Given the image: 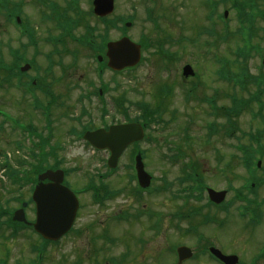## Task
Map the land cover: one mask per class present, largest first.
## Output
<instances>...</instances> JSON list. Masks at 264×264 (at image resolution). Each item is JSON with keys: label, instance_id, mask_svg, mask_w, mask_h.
I'll return each mask as SVG.
<instances>
[{"label": "rangeland", "instance_id": "obj_1", "mask_svg": "<svg viewBox=\"0 0 264 264\" xmlns=\"http://www.w3.org/2000/svg\"><path fill=\"white\" fill-rule=\"evenodd\" d=\"M10 1L13 3H20V7L23 5L21 12L22 16L25 18L26 26L28 30L34 29L33 35L39 36L40 38L37 40L40 42L37 44V50H34L35 48L33 47H28L27 51H23L20 46L28 41V37H19L17 32L15 33L11 29L8 18L4 15V11H0V74L6 71L12 73L15 64L14 51H19L20 55L27 59L34 57L37 63L35 66L44 72L45 70L42 68L47 66V64L44 63L45 53L51 51L52 48L42 40L49 36L56 37L59 31L54 28L55 26L52 22L44 21L43 24L38 23L39 13L36 10L38 8L32 5V0H26V2L25 0ZM54 1L59 4L62 2L67 3L68 8L72 10L70 14L74 21V26L75 20L79 15L75 11V5L79 3L84 18H86V12L90 9L88 0H75L74 5L71 0ZM211 1L212 0H210V3ZM213 1L217 2L213 17L211 19H206V12L207 14H212L211 9H208L205 5L206 0H115V10L112 17L133 18L132 25L127 30V36H129V38L138 42L141 35H145V37H148L153 43L154 40H167L164 48L176 58L168 57L166 60H162L159 55L156 54V49L150 47L146 51H142V62L134 70L115 75L106 71L103 75V79H108L110 88L105 96V102L107 104V115L105 119L108 121L112 119H121V115L116 113L117 109L112 104L115 98H126L127 102L125 105L128 106V114L130 116L139 114L136 108V104L139 102L151 103L156 106L157 102L155 96L161 86L165 87V93H168L171 87L173 88L171 90L172 96L169 109H176L177 114L173 116L171 111H167L163 114L162 118L166 122L163 124V127L160 126L159 128L153 129V131L151 130L149 132L152 137L151 141L143 142L139 145V148L143 150L146 155L147 160L144 159L143 161L145 168L148 169L156 179L155 184L160 186V189L166 186V189L159 192L158 196L154 199L146 198L141 201L129 198L126 195H120L112 200L110 206L116 209L121 208L123 211H127L130 214L141 209L143 205L154 208V210L163 215V220H165L163 225H166L167 229L165 231V226H161V233L163 235L152 237L151 240L154 247L157 245L160 247L163 244V248H166L171 244L184 242L190 248L196 250L199 245L196 240V235L183 233V229L185 226L187 227V224L185 222H178V224H181L179 225L180 228H170L172 224L169 223L168 220V213L172 212L174 209L181 210V208H183V211H190L195 207L198 210V215H192V218H195V224L198 225L197 233L207 240L213 237L216 241V245L222 252H233L239 255V257L241 256L244 264H247L250 258L255 255V252L260 251V249L262 250L264 247V185L257 189L255 196L249 195V199H254L258 204L260 218L257 224L248 223L247 225V217H245L244 220L238 217L241 211L240 208L245 206L246 203L243 201H234L233 192H230L227 196L226 201H231V203L227 205V211L208 209L205 206L204 194L202 195L200 191L194 192L187 200L181 198L187 196L189 193L181 190L185 183H179V178L182 176L179 164L169 160V157L174 159L178 155L193 165L198 166V173L200 174L201 170L202 175L197 174L199 181L202 183L201 180L203 179L205 185L207 183L218 190L225 189L226 187H231V189L240 188V185L243 184L246 178L239 164V158L233 153L236 143L235 136L230 139L224 138L220 134L210 140H206L204 135L206 133V130L204 131V125L207 121V115L205 117V106L201 102L194 103L191 101L188 104L184 103V92L189 88V85L184 82L180 75V70L184 64H190L199 74L198 78L193 80L192 83L200 85L195 93L200 96L201 99L205 96V93H207L206 88H211V86L223 87L224 96L230 94H242L246 96V92H240V89H238L239 86L225 81H223V84H220L222 83L220 79V81L218 80L219 83H215V75H212V73H215V68L218 66L215 67L213 62L218 63L215 58L218 57L227 64L228 70H226L225 63L223 67V76L225 80L232 79L228 71L235 74L240 67L249 69V73H260L264 79V65H262L261 62V58H264V0H255L257 9L254 11L258 15V18L255 19V23L253 24L254 37L252 43L258 44L261 48L260 56L254 54L259 58V61L253 57L251 58V62H249L250 59L243 63L238 61L239 59L234 56L236 48H241L243 41L242 39H238V19L236 12L232 9V3L231 1L227 3H222L219 0ZM243 1L246 0H239V2ZM49 2L53 3V1ZM225 10H227V17L223 19L220 18V21L218 20V23H215L217 19L216 16L219 19V15L223 14ZM90 23H94L93 18H89V25ZM82 25L79 28L75 26L77 27L75 30L76 36L84 31ZM248 27L249 20H246L244 22V37L247 40L251 39L253 36V31L247 32ZM119 33L117 29H111L108 32V37L114 40L118 37ZM216 35H219L218 42H220V45H218L216 50L214 46L209 49L208 42L210 43L213 39H216ZM64 49V64L65 66H69L70 72L67 71L69 73L66 72V74L63 75L59 83L56 84V86H59L53 89V92L59 94L61 97L59 102L62 101L65 107L58 111L55 117H52V141L48 140L40 149L43 150L41 153L43 154L44 152H49V149L52 148L51 154L49 153V156L45 158L46 161H49L50 157H53L54 154L53 147L60 145V142L63 143L64 151L63 153H58V155L65 159L63 166L75 165L82 168L81 172L71 174L68 177V185L73 188L79 187L76 186L79 183L77 181L78 179L82 178L85 180L88 174L91 175V169L101 167L103 159L106 156H104V154H92L91 148L83 147L82 142L73 139V127L84 124L89 120L94 121L96 125L99 124L98 110H96V108L99 107L97 100L95 103V101L92 100L94 98H92L88 103V107L86 108L87 115H82V107L80 105H75V99L79 98L78 95L89 90V87L87 89L85 85L88 82H79L83 81L81 78L83 77L84 81L89 80L93 82L94 86L98 85V80L94 71L92 58L87 56L88 52H85L82 48L68 41L65 42ZM76 49L79 50L81 56L78 54V61L75 66H71L72 59L66 54L73 53ZM215 51H217V53H215ZM161 60L162 62L167 61L170 65L165 64L166 66L163 69ZM112 78L118 82V86L110 80ZM21 80L26 81V79L23 78ZM15 83L16 80H14V85ZM37 83L42 86L46 82L37 80ZM208 84L211 86L208 87ZM14 85L11 87L8 84L5 86L0 84V108L15 116L20 115L23 118L26 112L24 111L23 102H20V97L22 96L16 92H19V90H17ZM209 94H211V92H208V95ZM220 103H227L225 97H223ZM76 117L80 118V120H72V118ZM191 120L192 123L189 124ZM32 123L37 127V130L40 131L41 137H46V125L43 120H40L39 114H34ZM249 123L255 124L246 116L243 119V123L240 122V127L246 129ZM184 127L188 128L184 130ZM16 137L18 136L11 133L8 126H0V172L3 169L1 162L4 160V155L10 156L9 160L12 165L15 164L17 158L23 157L20 152L17 157H14V155L16 156L15 145L23 144V141L20 142ZM20 151H23V149ZM125 162L126 161H122L121 166L126 164ZM127 164H129V162ZM120 170L122 169L120 168ZM188 174L191 173L188 172ZM83 175L86 176L82 177ZM118 176L119 182L112 183L111 188L115 187L114 189H118L120 182L125 178V174L122 171L118 172L115 180ZM11 183L6 173L0 174V206L9 209L17 206V203L13 199L19 195V193L23 196L24 193H26L25 190L18 191V188L14 187L16 184ZM26 197L27 196H25V198ZM82 200L83 209L80 213L81 219L79 222H85L87 220L93 222L90 233H95L96 235L99 233V229L97 228L98 223L103 221L102 218L107 215L105 213L106 209L92 206L90 204V194H84ZM27 211L29 212L28 215L31 216L32 211L30 207ZM205 216L215 217L217 221H220V228H216V223L202 225L204 224L202 223V217ZM141 221L143 222L140 223ZM145 222H148L146 218H140L139 221L131 222L134 225L123 224L124 226L122 228L114 231L118 232V234H124L123 240L126 243L127 254L133 251L132 244H136V239L133 238L131 234L140 235L142 233L141 229H139L140 226L147 230V232H144V235L146 237L150 236L147 223ZM0 229V264H4L1 260L5 261L6 264H30L29 262L33 260L34 257L30 251L32 236L28 234V231L23 230L20 231L19 234L12 235L9 233V230ZM83 242L85 241L83 240ZM73 243V237L69 235L65 238L64 243L60 247L47 248V252L44 254V259L41 264H73L72 261L75 253L78 252L77 245ZM201 243L204 242L201 241ZM80 246L83 247L82 245ZM103 246H105V244H103ZM114 247H112V252H118L119 247ZM145 252H147V249L143 251V254ZM88 253L91 254L88 249L84 247L80 251V254H86V257ZM133 255L137 257L133 258V260L137 262L133 263L129 261L132 264H151L148 259H139V251L135 252ZM129 260L132 259L129 258ZM201 260L203 261V259ZM171 261L172 258H170V254L160 249L159 264H169ZM195 261L189 264H197ZM206 264L211 263L207 262ZM259 264H264V258L261 259Z\"/></svg>", "mask_w": 264, "mask_h": 264}, {"label": "flooded vegetation", "instance_id": "obj_2", "mask_svg": "<svg viewBox=\"0 0 264 264\" xmlns=\"http://www.w3.org/2000/svg\"><path fill=\"white\" fill-rule=\"evenodd\" d=\"M34 1H44V0H34ZM9 22V20H8ZM66 55H69L72 60L75 59V56L73 53H68ZM46 59V58H45ZM63 60H64V52L60 51L55 54V57L53 58L52 63V69L50 73L46 72V67L42 68L45 70L42 72L37 67H31L30 71L24 74H21L23 79H26V82L30 83H19L18 78H12L9 82H12L14 85V80H16V83L14 87L16 88L18 85V91L20 96V102H23L24 104V111L26 112L24 114V117L18 115H13V119L21 126L24 127L25 130L30 131L34 125L32 123V118L34 114H39L40 120L44 121V124L46 125L47 129V135L44 138V141H52V133L51 129L53 126V120L52 117L57 114L58 111L62 109V101L59 102V99L61 98L58 93H54L53 89H56L58 86H56L57 83H59V80L63 77ZM59 73V74H57ZM37 80L45 81L44 85H38ZM50 80V81H48ZM19 83V84H18ZM222 84V83H220ZM15 91V90H14ZM205 96L208 95V92H211L212 97L215 99H211V101L215 100L216 105H218V102H221L222 96H223V87H215V88H207L206 89ZM100 93V92H99ZM101 94V93H100ZM19 98V97H18ZM17 98V101H18ZM220 100V101H219ZM19 102V101H18ZM222 104V103H221ZM222 106V105H221ZM29 110H28V108ZM33 112V113H32ZM207 115V112L205 111V117ZM10 116V115H9ZM38 117V116H36ZM210 118L211 120H215L217 122H223V118L220 115H213L210 114L207 120ZM109 157L108 151H103ZM122 159V158H121ZM128 164L123 165V173L125 174V178L120 182V186L118 189H114L115 187L111 188V184L114 182H119V178H116L114 175L117 170H106L103 173H99V170H90L91 175L88 174L87 178L85 180L81 179L79 180V184H84L81 188L82 190H76L77 197L79 200V211L77 213V217L75 220V224L73 227V232L70 234H66L64 237L60 238L56 242H52L50 244L51 247H60L64 241L65 238L69 235L73 237L74 243L78 247V252L75 253L73 264H132L129 261H132L133 263H136L137 261H134L133 258L136 257L135 255L127 254V248L126 243L123 240L124 234H118L117 232H112L110 225L113 219V215H116L117 213L121 212L124 215L127 214V211H123L121 208L117 212H114L116 208H113L110 206L112 199L114 197V192L118 193L119 195H126L129 198L136 199L142 197L143 194H146L147 197L154 198L157 195V187L153 186L151 194L150 191H139L136 187L135 182V172L132 173L128 168ZM131 172L129 174L128 172ZM106 173L105 175H103ZM86 175H83L84 177ZM104 180V185H101V181ZM94 183V184H93ZM84 189H87L89 191H85L81 193ZM84 194H90V199L92 200L93 204H96L95 198L99 196H102L105 201H102L101 203H97L98 207H101V204H104L103 207L106 209L107 215L104 216L103 220L105 222V227L103 230L95 235V233H90L91 227L93 225V222H89V220L85 222H79L81 219L80 213L83 202H82V196ZM99 202V201H98ZM91 204V203H90ZM151 217V220H154V223H151V229L148 228V231L151 232L150 236L147 238H143L142 234L134 236L136 239V244L139 247V250L142 249L143 245L146 242L147 252L144 254L140 252L139 259H148L151 264H159V245L154 247L152 244V237H156L158 235L157 233V223L155 218H158L156 211H151L148 213ZM121 219H125V217H121ZM150 221V219H148ZM83 240L85 242H83ZM105 244V246H103ZM85 249L87 248L88 251L92 254H86L81 255L80 251L83 247ZM48 243L44 240H35L34 247L35 250L38 252V259L30 264H41L44 259V254L47 252ZM119 247V251L114 253L112 252V247ZM114 247V248H115ZM33 249V247H30V251ZM134 252V251H133ZM91 255V258H90ZM132 259V260H129ZM137 258V257H136ZM90 259V260H89ZM212 260V258H210ZM88 262V263H87ZM175 261L173 260L172 264H175ZM185 264V263H183Z\"/></svg>", "mask_w": 264, "mask_h": 264}, {"label": "water", "instance_id": "obj_3", "mask_svg": "<svg viewBox=\"0 0 264 264\" xmlns=\"http://www.w3.org/2000/svg\"><path fill=\"white\" fill-rule=\"evenodd\" d=\"M95 11L100 9V12L109 13L112 10L111 0H96L94 1ZM109 56L110 63L114 69H121L127 66H133L139 60V48L129 42L127 39H122L119 42L109 44ZM193 75L189 66L183 69V75ZM135 134V135H134ZM142 134L139 127L137 126H120L115 127L110 130L107 134H88L86 138L95 146H97L100 140V145H108L111 148H124L129 142L141 138ZM120 151L114 152V158ZM114 167V164L110 165ZM139 183L142 187L148 185V176L143 172L142 164L137 163L136 165ZM46 173L39 176V180L51 179L54 184L42 185L40 184L34 191L33 201L37 208V220L34 228L38 230L43 235H47L49 239H55L59 235L65 233L70 228L76 208L77 203L70 191L66 188L60 186L59 182L61 176L59 173ZM209 198L214 202H220L223 199V193H216L214 191L208 190ZM216 255L220 256L218 251H213ZM178 254L182 258L191 256V253L186 248H179ZM226 264H235L237 259L234 256L221 257Z\"/></svg>", "mask_w": 264, "mask_h": 264}]
</instances>
